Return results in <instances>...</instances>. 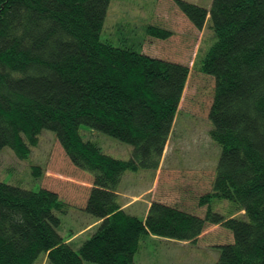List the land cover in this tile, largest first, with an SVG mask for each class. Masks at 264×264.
<instances>
[{
  "label": "trees",
  "instance_id": "1",
  "mask_svg": "<svg viewBox=\"0 0 264 264\" xmlns=\"http://www.w3.org/2000/svg\"><path fill=\"white\" fill-rule=\"evenodd\" d=\"M109 2L0 0V151L28 159L41 132H53L91 176L83 209L98 222L74 250L58 232L66 200L0 182V264H34L42 253L50 264H136L145 236L196 243L209 225L231 235L216 264H264V0H212L209 10L175 0L195 28L208 23L214 34L195 68L214 80L208 135L220 156L192 207L153 200L142 218L123 208L119 185L127 171L159 168L189 68L102 40ZM145 33L172 34L158 25ZM81 125L128 144L130 157L104 153ZM214 199L229 203L226 215Z\"/></svg>",
  "mask_w": 264,
  "mask_h": 264
},
{
  "label": "rangeland",
  "instance_id": "2",
  "mask_svg": "<svg viewBox=\"0 0 264 264\" xmlns=\"http://www.w3.org/2000/svg\"><path fill=\"white\" fill-rule=\"evenodd\" d=\"M207 10L212 0H184ZM148 25L169 29L170 37L159 40L146 35ZM101 39L115 46H136L147 55L187 65L189 75L178 106L171 134L159 168L156 171L138 169L127 171L119 185L121 203L125 210L139 218L153 201L184 203L210 189L220 156V147L208 135L211 129L209 109L214 80L195 68L196 59L203 56L214 41V34L205 23L197 29L178 9L175 0H110ZM81 136L95 142L106 154L128 159L131 146L113 137L81 125ZM33 166L40 176H33ZM0 182L37 191L52 189L70 205L60 215L59 234L74 250L95 230L94 218L83 209L86 187L91 176L78 171L66 158L53 132L43 130L28 159H19L8 147L0 151ZM191 200V202H190ZM212 209L226 215L229 203L214 199ZM188 207V206H187ZM206 207L201 209L203 215ZM231 241V235L220 225H209L196 243L173 241L145 236L134 255L136 264H216L220 244ZM34 264H50L40 254ZM84 264H97L84 262Z\"/></svg>",
  "mask_w": 264,
  "mask_h": 264
},
{
  "label": "crops",
  "instance_id": "3",
  "mask_svg": "<svg viewBox=\"0 0 264 264\" xmlns=\"http://www.w3.org/2000/svg\"><path fill=\"white\" fill-rule=\"evenodd\" d=\"M119 196H121L120 193H119ZM122 204H123V203H122ZM149 205H150V204H149ZM149 205H148V206H149ZM126 206H127V205H124V204H123V208H124V209L126 208ZM148 206L146 207V211H147V209H148ZM146 211H145V213H146ZM144 215H145V214H144ZM97 223H98V222H97L96 220H94V222H93L92 224H93V225H96ZM66 241H67V240H66Z\"/></svg>",
  "mask_w": 264,
  "mask_h": 264
}]
</instances>
